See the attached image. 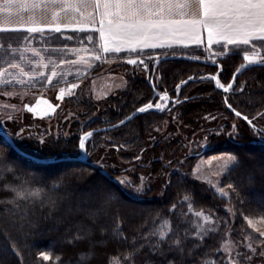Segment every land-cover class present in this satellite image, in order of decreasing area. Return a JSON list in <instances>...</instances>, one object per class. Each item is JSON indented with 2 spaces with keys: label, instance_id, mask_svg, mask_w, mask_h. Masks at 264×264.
Masks as SVG:
<instances>
[{
  "label": "trees",
  "instance_id": "obj_1",
  "mask_svg": "<svg viewBox=\"0 0 264 264\" xmlns=\"http://www.w3.org/2000/svg\"><path fill=\"white\" fill-rule=\"evenodd\" d=\"M89 34L96 40L95 32H71L73 37L69 39L56 35L44 43L75 47L79 45V37L83 39ZM26 35L24 31L0 33V55H5L0 58L14 59L9 51L21 47ZM170 50L143 53L186 55L170 56L160 64L162 79L159 84L152 85L146 78L130 73L132 91L119 95V100L115 98L112 105L116 106L106 108L101 113L104 116L84 123L74 122L72 129L76 132L68 138L50 136L43 145L36 147L22 145L13 138L15 144L31 156L62 161L45 164L23 157L0 135V264H115L117 260L128 264L124 263L128 258L133 264H202L207 257L216 260L221 252L213 236L199 243L187 230L188 234L178 245L160 241L158 223L171 218L174 230H182L183 223L178 215L189 220L185 217L188 206L195 212L213 214L220 224L233 221L236 236L239 238L243 234L250 238L255 250L246 264H264V237L255 236L246 222L248 218H264V140L262 131L253 124L257 115L264 113V66L242 72L228 92L218 90L213 80L190 82L180 88L182 95L190 87L195 90L185 97V102L173 103L175 106L165 112L140 114L126 126L92 135L89 142L90 149L94 142L96 145L107 140L112 151L128 160L133 153L143 151L149 128L166 119L169 111L179 109L184 123L190 125L200 121L203 114L221 112L225 117H236L227 107L231 105L251 123L240 118L245 124L244 134L239 136V143L230 142L224 150L237 159L222 182L228 191L226 197H220L211 188L187 176L173 173L159 198L135 199L87 159H78L82 132L115 124L147 104L155 92L177 97L178 84L201 67L206 69L205 75L218 73L220 81L228 85L234 72L242 66L239 53L231 52L216 64H208L195 58L202 52L197 47ZM206 96L199 105L191 103ZM81 116L88 118L84 114ZM248 130L256 134H248ZM175 148L168 146L165 158H170ZM123 149L131 151L130 154ZM148 155L152 159L148 168L152 176L168 173L157 146ZM227 203L234 207L233 216L225 208ZM175 213L176 218L173 217ZM42 253L49 259L44 260Z\"/></svg>",
  "mask_w": 264,
  "mask_h": 264
},
{
  "label": "rangeland",
  "instance_id": "obj_2",
  "mask_svg": "<svg viewBox=\"0 0 264 264\" xmlns=\"http://www.w3.org/2000/svg\"><path fill=\"white\" fill-rule=\"evenodd\" d=\"M94 4L95 0H14L8 5L5 0H0V28H17L24 32H27L29 27L43 29V32H27L26 42L18 49L9 51L14 59L7 61L0 58V126L22 145H43L44 140H48L50 136L68 138L76 132L72 129L74 122L84 123L104 116L101 113L106 108L116 106L112 105L115 98L119 100V95L132 91L133 86L128 79L130 73L146 78L152 85L156 82L157 85L162 79L160 64L171 57L186 56L179 53L143 55L149 50L163 49L145 47V40L137 43V40L128 38L126 33H121L115 40L106 37L109 48L120 46L122 51L105 53V40L100 38L99 32L92 31L93 27H100L98 15L95 17L97 23L92 24ZM5 7L9 8V11H3ZM100 10L103 11L102 5ZM56 26L60 27V32L51 31ZM71 32H95L96 40L93 34H89L93 37L92 42L87 40L89 35L83 39L78 35L79 45L75 47L49 46L44 43L46 39L56 35L69 39L73 37ZM130 48H136L137 52L127 51ZM187 48L190 47L174 46L164 49ZM197 48L204 52V55L201 52V57L195 58L208 64L223 60L231 52L242 55V65L248 63L243 58L245 55L253 61H264V53L260 52L259 48L256 50L250 46ZM0 56L5 55L3 53ZM97 56L100 58L97 59ZM129 59L137 60V64H129ZM13 64L17 67H11ZM205 70L201 67L193 76H207ZM217 75L220 84L225 87L226 84L220 81L218 73ZM206 79L211 80L209 76ZM190 88L183 95L178 88L177 97L157 92L153 106L159 103L163 109L161 112L172 109L175 104L168 103L169 99H185L195 91ZM204 99H207V96L191 103L199 105ZM80 114L87 115L88 118ZM168 114L166 119L157 121L149 128L143 151L133 153L128 160L123 159L120 153L112 151L107 140L96 145L94 142L89 149L92 135L85 137V149L82 153L88 162L135 199L159 198L173 173L187 176L211 188L220 197H226L228 191L222 182L237 159L232 153L224 150L228 143L240 142L239 136L244 134L245 130L243 121L237 116L229 118L217 112L214 115L203 114L200 121L188 125L182 120L183 113L179 109L171 113L169 111ZM121 120L122 118L118 122ZM133 120L134 118L125 126ZM253 124L262 131L263 134H258H262L264 140V113L257 115ZM86 132H82L81 136ZM249 132L248 134H256L252 133V130ZM156 146L160 151V159L168 167V173L160 177L152 176L148 170L152 160L148 152ZM168 146L176 148L171 152L170 158H165L164 151ZM124 150L127 154L131 152ZM192 156L197 157L190 160ZM225 208L230 215H234L233 205L227 203ZM187 211L185 217H189V220L178 215L184 224L181 225L182 230L186 229L184 232L174 230L171 218H165L158 223L157 233L161 242L167 240L166 244L178 245L189 231V235L195 236L199 243L209 236L217 240V250L221 252V256L216 260L207 257L202 264H246L253 258L255 250L251 246L250 238H245L242 233L238 238L232 226L233 221L223 225L214 219L213 214L195 212L190 206ZM173 217L176 218V213ZM246 222L255 236L264 237V218H248ZM124 263L133 264L130 258ZM115 264L123 263L117 260Z\"/></svg>",
  "mask_w": 264,
  "mask_h": 264
},
{
  "label": "snow or ice",
  "instance_id": "obj_3",
  "mask_svg": "<svg viewBox=\"0 0 264 264\" xmlns=\"http://www.w3.org/2000/svg\"><path fill=\"white\" fill-rule=\"evenodd\" d=\"M5 2L11 5L14 0H5ZM52 2H56V0H52ZM101 5L103 11L100 10ZM3 11L7 12L9 8L5 7ZM97 15L100 17L98 21L100 27H93L92 31L99 32L100 38L105 40L103 47L105 53L122 51L120 46L109 48L106 37L115 40L121 33H127L129 37H139L147 31H163L173 25H188L197 32V26L206 28L208 29L209 44L220 45L221 40H213V35L219 34L223 37L225 47L228 45L247 46L252 41L264 42V0H95L93 25L97 23L95 18ZM221 29H228L235 35H225ZM18 31L21 29L0 28V33ZM26 31L28 33L43 32V29L29 27ZM51 31L60 32L61 29L56 26ZM196 39L199 42V35L196 36ZM87 40L92 42L93 37L89 35ZM137 43L140 41L137 40ZM144 43L145 47L150 48L172 47L171 44H148L146 41ZM127 51L136 53L137 49L130 48ZM243 58L249 64L257 63V61L251 60L248 55ZM127 62L132 65L137 64L135 59H129ZM11 67H17V65L13 64ZM210 78L216 80L217 86L223 88L225 92L232 87L231 84L224 87L215 76ZM151 109H153V105L149 103L146 107L139 108L138 111L143 113ZM155 109L163 111L159 103L155 105ZM235 115L239 117L241 113L237 111ZM243 119L248 120V117L244 116ZM248 122L251 123V121ZM87 135L91 136L92 134L88 133ZM79 148L85 149V138H81ZM230 158L234 159V157ZM43 259L48 260L49 257L43 255Z\"/></svg>",
  "mask_w": 264,
  "mask_h": 264
},
{
  "label": "crops",
  "instance_id": "obj_4",
  "mask_svg": "<svg viewBox=\"0 0 264 264\" xmlns=\"http://www.w3.org/2000/svg\"><path fill=\"white\" fill-rule=\"evenodd\" d=\"M198 27V32L193 31L191 26L188 25H173L163 31H147L144 35L139 37H129L133 40L143 41L145 40L147 43L153 44L157 42L158 44H171L172 47H215V46H224L223 45V37L219 34L213 35V40H221V44L217 45L215 43L209 44L208 41V29ZM221 31L225 35H235V33L231 32L228 29H221ZM199 35V42L196 39V36ZM235 46H244V45H228V47ZM253 49L259 48L260 52L264 53V42L261 41H252L249 45ZM171 47V48H172ZM169 48V47H164ZM160 48V49H164ZM151 49V48H150ZM159 49V48H158ZM257 50V49H256Z\"/></svg>",
  "mask_w": 264,
  "mask_h": 264
},
{
  "label": "water",
  "instance_id": "obj_5",
  "mask_svg": "<svg viewBox=\"0 0 264 264\" xmlns=\"http://www.w3.org/2000/svg\"><path fill=\"white\" fill-rule=\"evenodd\" d=\"M212 64H216V63H212ZM257 66H264V61H257V63H253V64H249V62H248V63L243 64L240 68H238V69L234 72V74L232 75V78H231V80H230V82H229V84H231L232 87L229 88L228 91H230V90L233 88L236 78H237L242 72H244L245 70H247V69H249V68H253V67H257ZM208 76H209V78L212 77V76H215L216 79L218 80V75H217V73L214 74V75H208ZM208 76H204V77H200V78H195L194 76L189 77V78L185 79L184 81L180 82V83L178 84V88H181V87L185 86L186 84H188V83H190V82H193V81H201V80H203V79H206L205 77H208ZM190 78H191V79H190ZM210 79H211V78H210ZM211 80H213V79H211ZM185 82H186V83H185ZM213 82H214L215 87H216L218 90H220V91H222V92H225V91L223 90V88H220V87L217 86L216 80H213ZM229 84H228V85H229ZM228 85H226L225 87H228ZM228 91H227V92H228ZM157 95H158L157 92H155L153 98H152L147 104H145V105H143V106H141V107H146L149 103H151L152 105H154V102H155V99H156ZM186 100H187V99H181V100L178 101V100H176V99H172V98H170L168 103L172 102V103H175V104H180V103H182V102H185ZM141 107H140V108H141ZM227 107L229 108V110H230L232 113L235 114V112H237V111L234 110L232 107H229V105H227ZM138 109H139V108H138ZM138 109H136V110H135L134 112H132L131 114L127 115L124 119H122L120 122H118V123H116V124L109 125V126L102 127V128H97V129H94V130H91V131L86 132L85 134H83V135L80 137V140H81V138H85L86 136H88V135H87L88 133H91L92 135H94V134H96V133H102V132H106V131H111V130H114V129H117V128L122 127L123 125H125L126 123H128L129 121H131V120H132L133 118H135L136 116L145 113V112H143V113L139 112ZM148 111H159V112H161V110H156V109H155V106H153V109L148 110ZM148 111H146V112H148ZM237 117H238V116H237ZM243 117H244V115H242V114H241V116H239V118H242V119H243ZM243 120H244V119H243ZM246 121H248V120H246ZM122 122H123V123H122ZM0 135H1V136H2V137L8 142L11 146H12V148H13L18 154L22 155L23 157H26V158L32 159L33 161H36V162L45 163V164H48V163H54V162H58V161H62V159H61V160L39 159V158H36V157H34V156H31V155L25 153L24 151H22V150H21V149L15 144L13 138H12V137H11V136H10L5 130H4L1 126H0ZM79 143H80V142H79ZM79 151H80V154H81V155H80V157H79L78 159H79V160H82V161L85 160V157H84V155H83V153H82V150H81L80 148H79Z\"/></svg>",
  "mask_w": 264,
  "mask_h": 264
}]
</instances>
